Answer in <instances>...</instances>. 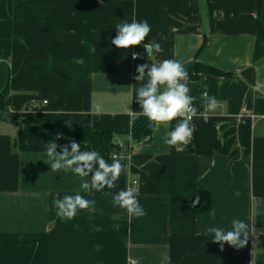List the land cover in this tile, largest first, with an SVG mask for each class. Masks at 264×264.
<instances>
[{
  "label": "crops",
  "instance_id": "obj_1",
  "mask_svg": "<svg viewBox=\"0 0 264 264\" xmlns=\"http://www.w3.org/2000/svg\"><path fill=\"white\" fill-rule=\"evenodd\" d=\"M134 14L151 26L145 43L162 44L156 60L176 59L189 76L197 63L230 73L189 79L190 95L207 91L219 107L193 119L186 146L162 139L176 121L154 127L147 143L131 135L141 115L136 67L150 61L142 46L122 50L111 39ZM6 88L0 264H264V0H0V93ZM28 117L114 131L120 148L49 134ZM53 140L116 157L126 171L116 188L89 194L80 188L89 178L51 171L44 145ZM133 181L146 214L130 219L112 198ZM77 193L97 211L62 220L54 200ZM233 219L249 225L248 243L221 251L207 229L231 230Z\"/></svg>",
  "mask_w": 264,
  "mask_h": 264
},
{
  "label": "clouds",
  "instance_id": "obj_2",
  "mask_svg": "<svg viewBox=\"0 0 264 264\" xmlns=\"http://www.w3.org/2000/svg\"><path fill=\"white\" fill-rule=\"evenodd\" d=\"M116 36L111 43L117 48L127 50L133 46H142L150 63H143L136 67L135 81L141 82L135 89V96L140 105V114L147 118L148 127L170 125L176 121L171 131L162 138L164 143L170 146L188 145L196 131V125L192 122L198 115L195 106V97L190 95L189 74L183 64L176 59L156 60L158 54L164 49L159 42L148 41L146 38L151 32V26L147 20L137 21L135 14L132 21L121 20L115 26ZM161 40L166 39L158 34ZM138 53L132 54V59H139ZM74 62L83 65V57L74 58ZM134 86V85H133ZM203 107L207 112H215L219 107L216 97L210 96L207 91L201 94ZM46 155L50 160L51 171H71L82 179L80 188L91 194L100 192L105 188H116L120 176L126 171V166L120 159L113 157L109 163L99 151L81 150L79 143L72 141L70 144L59 146L55 140L44 145ZM59 147V151L57 150ZM70 149V150H69ZM106 195L108 193H105ZM113 204L125 210L128 217L139 218L145 215V210L139 203L137 192L132 187L121 189L113 195ZM199 202L197 197L196 203ZM57 215L62 220H72L80 210L95 213L96 201L86 199L83 195H65L54 200ZM93 231L102 229L94 226ZM249 225L242 220L233 219L231 230L219 227H210L207 233L211 234L214 243L220 245L223 251L224 244L236 249L244 248L248 243ZM243 237V238H242Z\"/></svg>",
  "mask_w": 264,
  "mask_h": 264
},
{
  "label": "trees",
  "instance_id": "obj_3",
  "mask_svg": "<svg viewBox=\"0 0 264 264\" xmlns=\"http://www.w3.org/2000/svg\"><path fill=\"white\" fill-rule=\"evenodd\" d=\"M204 46V45H203ZM202 46V47H203ZM200 72H209L217 75H229L221 70L215 69L207 65L196 64V73L189 76V79H195L199 76ZM9 89L6 88L0 93V112L7 110L6 99L9 96ZM195 106L198 109H203V102L201 96L194 101ZM25 122L41 123L44 129L52 135H59L68 138H74L79 142L89 144L92 148L97 149L104 144L110 145L113 150H118L120 146L114 140V131H96L90 125H74L70 123L61 122H41L34 117L25 118ZM148 120L143 115L136 117L133 120L131 126V135L133 139L138 143H147L152 140L154 128H149ZM130 148L126 147L125 151H129Z\"/></svg>",
  "mask_w": 264,
  "mask_h": 264
},
{
  "label": "built area",
  "instance_id": "obj_4",
  "mask_svg": "<svg viewBox=\"0 0 264 264\" xmlns=\"http://www.w3.org/2000/svg\"><path fill=\"white\" fill-rule=\"evenodd\" d=\"M205 113H204V108L203 109H198V115H204ZM197 115V116H198ZM195 118V117H194ZM137 181H133L132 182V184H131V186L130 187H132L133 189H135L136 190V186H137ZM130 264H138V261L137 260H132L131 262H130Z\"/></svg>",
  "mask_w": 264,
  "mask_h": 264
}]
</instances>
